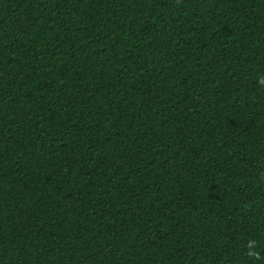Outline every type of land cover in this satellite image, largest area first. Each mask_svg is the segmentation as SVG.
Returning a JSON list of instances; mask_svg holds the SVG:
<instances>
[{
	"label": "trees",
	"instance_id": "1",
	"mask_svg": "<svg viewBox=\"0 0 264 264\" xmlns=\"http://www.w3.org/2000/svg\"><path fill=\"white\" fill-rule=\"evenodd\" d=\"M0 264H264V0H0Z\"/></svg>",
	"mask_w": 264,
	"mask_h": 264
}]
</instances>
